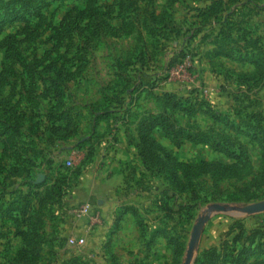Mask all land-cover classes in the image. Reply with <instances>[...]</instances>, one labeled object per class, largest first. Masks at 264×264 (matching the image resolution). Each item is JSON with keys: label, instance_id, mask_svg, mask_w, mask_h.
Masks as SVG:
<instances>
[{"label": "rangeland", "instance_id": "374dc122", "mask_svg": "<svg viewBox=\"0 0 264 264\" xmlns=\"http://www.w3.org/2000/svg\"><path fill=\"white\" fill-rule=\"evenodd\" d=\"M46 1L49 5L43 10L40 21L16 22L7 26L0 35V73L7 37L19 40L21 49V57L7 67L8 73L0 83V112L6 111L0 114V195L3 192L6 201H14L19 191L31 196L39 193L40 199L47 190L51 192L42 208L45 222L39 230V238H32L34 233H25V227L11 220L0 219V264H62L72 256L85 255L89 240L80 249L69 247L66 242L67 237L74 234L67 226L80 217L77 208L84 202L78 199L71 202L70 196L78 195L86 165L87 153L78 149H90L86 140L94 139L90 134L95 114L107 111L117 113L119 119L128 116L127 125L119 121L115 123L113 117L111 121L115 124L111 122L108 126L103 121L108 127L106 133L113 136V133L121 132L124 141L127 143L128 140V159L121 164L122 178L120 183H115L118 202L110 218L111 227L101 244L106 255L101 260L98 256L96 259L85 257L86 262L183 264L193 226L211 205L243 206L264 200L261 137L254 138L249 123L246 126L248 131L240 136L231 130L242 126L243 119L247 120V115L255 111L264 117V0H225L228 4L224 15L234 12V21L255 33L258 42L254 49L260 61L256 65L213 54L214 39L221 27L217 22L211 21L196 37L190 38L200 22L195 8H205L212 0H97L94 8L103 12L108 5H114L113 14L106 20L110 31L93 39L92 32L87 30L76 34L72 40L67 36L68 25L74 22L73 16L78 15L75 10L85 9L86 3L83 0ZM33 4L36 7L37 3ZM67 14L72 16L67 19ZM152 15L163 22L156 23ZM88 20L86 16L81 25L87 24ZM61 21L62 35L56 31ZM91 25L96 26L94 20ZM55 37L62 39L60 47L55 46ZM70 41L73 47L67 51ZM249 46L244 47L246 52L251 49ZM181 51L188 54L170 67ZM40 63L47 67L54 64L57 68L56 74L64 80L61 81V99L57 107L63 111L71 109V113L76 115L75 135L59 139L56 144L63 156L55 166L60 168L59 171L52 170L51 162L42 166L41 156L36 154V150L48 144L43 134L45 125L37 128L34 124L40 121L39 116L46 117L52 104L47 98L40 97V105L32 112V104L26 99V94H33L30 91L41 94L44 89L45 83L30 78ZM167 93L182 99L204 100L218 112L219 119L203 112L190 117L175 108H167L163 101L157 99V96ZM4 99L9 100L8 105ZM243 109L247 112L239 116L237 112ZM164 111L166 114L161 115L176 126L191 125L205 131L212 130L214 134H236L249 157L241 176L237 179L203 176L195 178L190 189L181 190L179 186L172 185V180L167 181L165 175L147 171L138 156L137 141L131 139L141 117ZM230 122L232 125H228ZM18 124L22 135L7 134L6 137L1 134L5 126L15 128ZM262 125L264 127V118ZM11 133L14 135L16 131L11 129ZM114 135V139L120 141L121 136ZM153 135L164 148L147 144L146 153L156 162L159 157L169 159L170 156L172 160L188 163L233 162L207 143L185 141L175 146L160 128ZM68 144L75 146V153H63L62 148ZM68 160L72 162L71 166H68ZM41 184L44 185L36 186ZM165 188L171 198L162 195ZM159 198L166 199L175 208L184 206L185 209L182 214L172 213L171 217H166L158 210ZM38 200L32 199L33 204L37 206ZM106 222L107 219L102 218V223ZM158 229H166L168 238L181 241L182 251L169 243L168 238L153 237ZM261 229H264V213L242 217L215 214L204 227L196 257L208 247L219 248L226 242L230 252L233 253L234 246L243 251L252 234ZM238 236L241 237L236 239ZM37 240L41 241L40 258L21 259V252L29 246L35 247ZM258 241L264 242V238ZM228 261L225 259L222 263L233 264ZM260 263L264 264V254L249 258L246 264Z\"/></svg>", "mask_w": 264, "mask_h": 264}, {"label": "trees", "instance_id": "16d2710c", "mask_svg": "<svg viewBox=\"0 0 264 264\" xmlns=\"http://www.w3.org/2000/svg\"><path fill=\"white\" fill-rule=\"evenodd\" d=\"M24 1V2H23ZM87 7L81 11L75 12L78 14L77 16H73L74 22H71L68 28L69 33L67 36L72 40L74 36L80 32L91 31L92 38H98L101 36V33L110 31L109 24L106 22L108 15L113 14L114 5H108L106 11H101L99 8H94V5L97 3V0H83ZM33 3H37L36 7ZM228 2L225 0H212L211 4H209L205 8L197 7L195 8L196 15L198 19H200L198 23V27L192 33V37H196L211 21L217 22L220 24V28L216 33L214 39L213 54L215 56H222L226 58H231L234 60H238L240 62H248L252 65L259 64L258 55L255 53V44L258 42L255 39V33L253 30L250 31L244 29L241 25H238L233 19L234 12H230L224 15L226 11ZM49 3L46 0H0V35L4 33V30L7 26H10L16 22H28L32 19H37L40 21L42 18V12L48 6ZM97 15L99 16L97 18ZM72 15L67 14L65 17L68 19ZM89 17L87 24L84 26L81 25V21L86 17ZM66 18L64 20H66ZM153 20L156 23L163 22L162 20L157 19L154 15H152ZM77 20V21H76ZM94 20L95 27H92L91 21ZM62 22L56 28L57 33L62 35ZM154 35H157L154 33ZM12 36L7 37V43L4 62L2 64V71L0 73V83L5 78V75L8 73L6 70L15 61L17 58L21 57V49L19 47V40L13 38ZM205 37V35H204ZM56 47H60V42L62 39L55 37ZM257 40V41H255ZM10 41V42H9ZM251 45V47L249 46ZM249 46L251 49L249 51H245L244 47ZM67 51H69L73 44L70 41L67 43ZM142 53V50H140ZM188 54V53H187ZM184 51H181L177 58L172 60L170 67L175 66L181 58H185L187 55ZM25 65V64H24ZM57 65V64H56ZM8 67V68H7ZM25 68V67H24ZM37 68V70H36ZM41 68V70H39ZM35 74L30 78L33 80H41L43 84L45 83L42 93H34L35 91H30L33 94H26V99L29 100L32 104L30 110L34 112V108L40 105V97L47 98L50 100V104H52V109L47 113L46 117L43 118L39 116L41 119L36 125L37 128L41 127V125H45V129L43 134L46 136L47 143H51L56 139H69L75 135V118L76 115L72 114L71 109H67V111L60 110L57 107L60 97V85L62 84L61 75L56 74L58 71L57 68L54 67V64L47 67L43 66V64H39L35 67ZM55 76H51L54 75ZM44 74V75H43ZM46 74V75H45ZM51 76V77H50ZM34 90V89H33ZM1 96V93H0ZM63 97V96H62ZM9 99V98H7ZM4 99L5 105L9 104V100ZM158 100L163 101L165 107L175 108L190 117H195L199 112H203L206 115L219 119V114L215 111L206 101L198 100L193 98H177L174 94H165L163 96H157ZM176 100V101H175ZM8 101V103L6 102ZM2 103V102H1ZM4 105V104H3ZM241 111V110H239ZM237 112L239 116L245 114L247 110ZM6 113V111H3ZM3 112H0L3 113ZM159 113L153 114L150 113L148 115H144L139 119L137 124V143L136 147L138 148V156L142 161L143 165L146 167L147 171L154 175H165L167 177V181L172 180V185L179 186L181 190L190 189V186H193L192 181L195 178L209 176L212 178H225V179H237L241 176V171L246 166V163L249 161V157L247 155V151L245 145L240 142V139L235 137V135H223V134H214L212 130L205 131L203 129H199V127H191V125L186 126H176L172 121L170 122L168 118ZM111 117H113V121L116 123L117 121L128 124V116L120 117L119 119L117 113L111 112H98L95 114V121L92 125L91 137L95 134V128L103 121H106L108 126L111 125ZM263 116L259 112H254L250 116L247 115V120L243 119L242 126H236L237 128L231 129L232 132H237V136L240 134H244L248 131V127H252L254 132V138L257 139L261 137L259 142L261 143L262 150L264 153V127L262 125ZM46 120V122H44ZM109 120V121H107ZM2 121V120H1ZM251 122V123H250ZM113 123V122H112ZM248 127L246 128L247 124ZM114 124V123H113ZM38 125V126H37ZM232 123L230 122V124ZM162 129L166 136L170 139V141L175 146H180L183 142L188 141L192 143H207L214 150L223 152L227 157L233 160L232 163H223L218 160L212 161H201L198 163H188L182 162L178 159H173L170 156L169 159L158 158V162L153 160L152 156L147 155V144H151L152 147H158L164 149L163 146L157 141L154 137L153 133L157 129ZM11 129L16 131V134L13 135L11 133ZM21 125L18 124L15 128L10 126H5L4 129H1V134L6 136H16L17 134H21ZM33 130V128L31 129ZM224 136V137H220ZM7 137V136H6ZM5 139L7 140V138ZM89 140H86V142ZM36 154H38L36 150ZM168 157V156H167ZM160 160V161H159ZM172 162L174 165L172 166ZM174 169V170H173ZM15 175V174H14ZM21 175V173L19 174ZM186 179V182L183 180ZM176 183V184H175ZM191 183V184H189ZM44 184L36 185L37 187H41ZM193 188V187H192ZM17 197L14 201H6L4 198L3 192L0 195V219H8L13 221L16 225H21L23 228L25 227L27 231L25 233H34L31 237L39 238V230L44 227V216L42 208L45 207L46 198L51 195L49 190L43 195L44 197L40 199L38 198L39 193L31 194H23L19 191ZM40 195V194H39ZM162 195H167L168 198H171V195H168V189H163ZM32 199H39L38 205L33 204ZM158 210L163 212L165 216H172V213L182 214V210L185 209L184 206L174 207L169 204V202L164 198L157 199ZM44 209V208H43ZM15 225V227H17ZM143 226V223H140ZM23 232V231H22ZM168 233L166 229H158L153 235L163 236L164 238H168ZM241 232V236H242ZM254 234V235H253ZM251 236L250 243L246 246L243 251H239L240 248L236 249L234 246L233 253L229 251L228 243H223L221 247H208L207 249L200 252L194 264H223L222 262L226 259L228 262L233 264H246L248 259L251 257H256V255L264 254V242L258 241L264 238V229L258 230L254 232ZM241 236L236 237L239 239ZM169 243L174 244L176 247H179L182 251L183 243L176 242L171 237H169ZM242 248V247H241ZM239 252V253H237ZM41 255V241L38 240L35 243V247L29 246L21 252L22 257L30 258V259H38ZM227 262V263H228ZM62 264H87L86 260L83 257H73ZM262 264V263H260Z\"/></svg>", "mask_w": 264, "mask_h": 264}, {"label": "crops", "instance_id": "0c3cea01", "mask_svg": "<svg viewBox=\"0 0 264 264\" xmlns=\"http://www.w3.org/2000/svg\"><path fill=\"white\" fill-rule=\"evenodd\" d=\"M107 128V124L105 122H101L95 128V137H92L94 139L90 141V138L89 141L86 142L90 144V149L87 151L78 149L81 153H87L86 165H84L83 168V175L81 177L82 182L78 186V195L74 193L70 196L71 202L78 199L82 201L84 200L83 203H92L95 207H97L98 211L101 212L102 217L107 219L106 223L95 225L94 229L89 234L88 240L90 242L88 247L85 249V255H82L85 260V257H93L96 259V256H98V259L101 260L102 257L106 255L101 244L104 242L108 229L111 227L112 220L110 218L118 202L115 183H120L122 178L121 164L125 163L128 159V140L127 143L124 141L121 132H118V134L116 132L113 133V136H115L114 134L121 136L120 141L115 140L112 135L106 133ZM60 140L56 139L51 143H47L48 145H45L43 149L37 150V155L39 157L41 156L40 164L42 166L51 162L52 164L50 167L53 168L52 170H60L59 167H55L60 162L61 158H63L60 152L61 148L58 149L56 147L57 142ZM131 140L133 142L138 140L137 131H135ZM62 151L63 153L76 152L75 146L69 144L64 146ZM47 154H49V156ZM41 176L44 177V175ZM90 223L91 221L88 217L80 216L76 221L71 223L70 226H67V228L72 231H69L70 233L82 235L87 232ZM73 257L75 256H72L69 259Z\"/></svg>", "mask_w": 264, "mask_h": 264}, {"label": "water", "instance_id": "95a60500", "mask_svg": "<svg viewBox=\"0 0 264 264\" xmlns=\"http://www.w3.org/2000/svg\"><path fill=\"white\" fill-rule=\"evenodd\" d=\"M218 213H226L236 217L264 213V200L243 206H229L227 204L219 203L211 205L206 210V214L204 216H200L193 226L190 239L187 244L183 264H194L204 227L210 218Z\"/></svg>", "mask_w": 264, "mask_h": 264}, {"label": "built area", "instance_id": "2783aa9c", "mask_svg": "<svg viewBox=\"0 0 264 264\" xmlns=\"http://www.w3.org/2000/svg\"><path fill=\"white\" fill-rule=\"evenodd\" d=\"M68 166L72 165V162L68 160L67 162ZM77 213L79 216L88 217L91 221L90 225L88 226L87 232L82 235H69L67 237V245L69 247H75V248H83L86 246L88 242V237L91 231L94 229L95 225H100L102 223V214L100 211H98L97 207H95L90 202L83 203L80 208H77Z\"/></svg>", "mask_w": 264, "mask_h": 264}]
</instances>
